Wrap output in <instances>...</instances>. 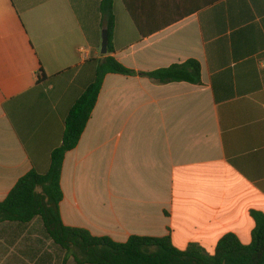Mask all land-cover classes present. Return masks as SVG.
Wrapping results in <instances>:
<instances>
[{
  "label": "crops",
  "instance_id": "crops-1",
  "mask_svg": "<svg viewBox=\"0 0 264 264\" xmlns=\"http://www.w3.org/2000/svg\"><path fill=\"white\" fill-rule=\"evenodd\" d=\"M102 0H0V202L45 175L66 118L106 55ZM115 0L109 74L62 170L63 223L125 243L170 237L213 254L264 213V0ZM188 60L201 84L142 73ZM47 76L39 81V72ZM0 224V264L28 233ZM29 246V245H28ZM13 249V248H12ZM25 249V248H24ZM20 251L9 264H31Z\"/></svg>",
  "mask_w": 264,
  "mask_h": 264
},
{
  "label": "trees",
  "instance_id": "trees-1",
  "mask_svg": "<svg viewBox=\"0 0 264 264\" xmlns=\"http://www.w3.org/2000/svg\"><path fill=\"white\" fill-rule=\"evenodd\" d=\"M123 1L134 17L130 0ZM101 14L109 32L108 54L100 63L93 82L70 110L61 144L51 153L49 171L41 175L33 170L17 182L7 198L0 202V224L16 225L15 232L22 235L28 231L29 237L37 232L63 256L61 264H70L71 259L75 264H264V213L261 212L252 213L256 226L249 245H244L235 234H227L218 242L213 254L194 244L184 251L179 250L169 236H133L120 243L63 223L60 203L64 198L61 177L65 157L77 147L97 105L105 77L109 74H136L111 56L116 27L115 0H102ZM142 75L159 84L185 82L200 85L201 64L197 60H188ZM46 79L41 70L39 81ZM40 245L44 243L40 242ZM40 245L26 246L20 250L23 258L16 257L31 264H53V255Z\"/></svg>",
  "mask_w": 264,
  "mask_h": 264
},
{
  "label": "rangeland",
  "instance_id": "rangeland-1",
  "mask_svg": "<svg viewBox=\"0 0 264 264\" xmlns=\"http://www.w3.org/2000/svg\"><path fill=\"white\" fill-rule=\"evenodd\" d=\"M29 236L30 235H29V232H28L25 235H23L22 237H20L19 239H17L16 242L14 243V245L9 247V248H11L9 250L10 251L12 250L11 254L5 255L4 258H3L5 260L3 262H1V264H9V263H7V261H9L10 255L12 256L13 252L17 253L18 251L24 249L28 245L34 246V245H36L38 243L40 245V242L44 243V245H40V246H42L43 250L47 251L51 255H53V257H54L53 264H61L63 256L60 255L55 249L52 248V245H51L50 242H48L42 236L37 234V232H34L32 237H29ZM2 246H5L7 248V246H8L7 245V240L5 242V241H2L0 239V248L4 249L5 247H2ZM70 264H75L73 259H71Z\"/></svg>",
  "mask_w": 264,
  "mask_h": 264
},
{
  "label": "water",
  "instance_id": "water-1",
  "mask_svg": "<svg viewBox=\"0 0 264 264\" xmlns=\"http://www.w3.org/2000/svg\"><path fill=\"white\" fill-rule=\"evenodd\" d=\"M109 51V32L105 29L102 33V53L107 55Z\"/></svg>",
  "mask_w": 264,
  "mask_h": 264
}]
</instances>
